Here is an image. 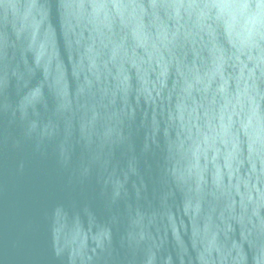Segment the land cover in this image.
<instances>
[{"label": "water", "instance_id": "water-1", "mask_svg": "<svg viewBox=\"0 0 264 264\" xmlns=\"http://www.w3.org/2000/svg\"><path fill=\"white\" fill-rule=\"evenodd\" d=\"M0 264H264V0H0Z\"/></svg>", "mask_w": 264, "mask_h": 264}, {"label": "clouds", "instance_id": "clouds-1", "mask_svg": "<svg viewBox=\"0 0 264 264\" xmlns=\"http://www.w3.org/2000/svg\"><path fill=\"white\" fill-rule=\"evenodd\" d=\"M249 35H250V33H249Z\"/></svg>", "mask_w": 264, "mask_h": 264}]
</instances>
